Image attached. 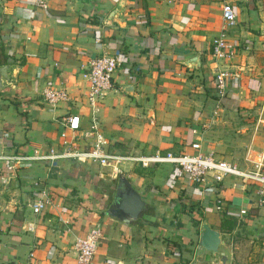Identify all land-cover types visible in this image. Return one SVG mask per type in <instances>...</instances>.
I'll return each mask as SVG.
<instances>
[{
    "label": "crops",
    "instance_id": "crops-1",
    "mask_svg": "<svg viewBox=\"0 0 264 264\" xmlns=\"http://www.w3.org/2000/svg\"><path fill=\"white\" fill-rule=\"evenodd\" d=\"M222 3L235 12L226 35L238 50L213 61ZM114 50L118 65L97 112L109 152L191 153L196 142L202 154L241 169L260 163L264 173V132L248 124L250 106L264 104L263 94L249 90H264V0H46L44 10L30 0H0V66L7 67L0 151L60 148L59 132L70 135L60 124L67 115L85 130L82 75L92 58ZM220 68L238 79L215 109L212 74ZM44 87L64 90L67 99L49 108L39 95ZM45 165L8 172L0 164V264H77L71 241L93 224L102 239L89 264H264V208L255 183H193L169 164L123 166L116 176L88 161H60L50 171ZM118 176L143 202L134 220L107 213ZM35 178L53 206L32 214ZM221 219L234 224L221 229ZM201 223L218 233L213 254L196 250Z\"/></svg>",
    "mask_w": 264,
    "mask_h": 264
},
{
    "label": "built area",
    "instance_id": "built-area-1",
    "mask_svg": "<svg viewBox=\"0 0 264 264\" xmlns=\"http://www.w3.org/2000/svg\"><path fill=\"white\" fill-rule=\"evenodd\" d=\"M34 8L44 10L46 0H30ZM221 28L216 37L210 42L209 55L212 60H225L233 57L238 50V45L227 38L226 31L233 28L235 24V12L228 3H222L219 8ZM119 51L114 50L110 54L102 53L92 58L82 75L86 80V91L84 94L85 104L88 108L89 124L85 130H77V118L67 115L61 119V127L70 131L66 136L59 132L60 148L49 147L44 152L32 149L26 154L3 153L0 151V164L4 170L11 172L22 164L45 162L46 170L57 166V163L65 160L88 161L96 166L108 167L111 175H119L123 172V166L127 168H147L152 164H169L175 167L185 178L193 183L201 184L206 179L214 183L221 182L225 177H232L243 182L255 183L258 185L261 198L258 205L264 208V173L260 171V163L252 168H238L234 164L221 159L213 158L210 154L198 152V144H189L191 153H173L154 149L147 154L114 153L107 150V139L99 128L97 112L101 99L105 92L110 89V78L118 65ZM238 75L228 68L216 69L212 74L213 91L216 96L214 108L219 107L220 100L225 95L226 87L233 84ZM41 100L53 108L58 102L66 100L62 89H51L44 87L40 91ZM194 133V131H192ZM3 182V179H1ZM30 186L35 192L34 201L28 205L32 214L44 211L53 206L44 181L32 179ZM242 212L241 210L239 211ZM27 231L31 230L30 223L25 224ZM102 234L99 225H91L82 236L73 238L70 244L74 260L77 264H89L93 257ZM185 264H197L195 261H188Z\"/></svg>",
    "mask_w": 264,
    "mask_h": 264
},
{
    "label": "water",
    "instance_id": "water-1",
    "mask_svg": "<svg viewBox=\"0 0 264 264\" xmlns=\"http://www.w3.org/2000/svg\"><path fill=\"white\" fill-rule=\"evenodd\" d=\"M6 66H0V88L1 81L5 79ZM143 202L138 193L129 185L122 176L116 177L111 204L107 213L118 220H134L141 211ZM219 242L217 231L207 227L204 223L199 226L196 242V250L216 252Z\"/></svg>",
    "mask_w": 264,
    "mask_h": 264
},
{
    "label": "rangeland",
    "instance_id": "rangeland-1",
    "mask_svg": "<svg viewBox=\"0 0 264 264\" xmlns=\"http://www.w3.org/2000/svg\"><path fill=\"white\" fill-rule=\"evenodd\" d=\"M249 90H258L256 96L262 97L264 95V90L260 91L258 88H250ZM262 92V93H261ZM263 94V95H262ZM251 110V121L248 122V124L252 125V129L256 132H264V122L261 120H264V104H253L250 106Z\"/></svg>",
    "mask_w": 264,
    "mask_h": 264
},
{
    "label": "trees",
    "instance_id": "trees-1",
    "mask_svg": "<svg viewBox=\"0 0 264 264\" xmlns=\"http://www.w3.org/2000/svg\"><path fill=\"white\" fill-rule=\"evenodd\" d=\"M225 224V221L224 220H222L221 219V222H220V228L222 229V228H230L231 226H233V224H234V222L232 221L231 223H228L227 225H224ZM224 226H226V227H224Z\"/></svg>",
    "mask_w": 264,
    "mask_h": 264
}]
</instances>
